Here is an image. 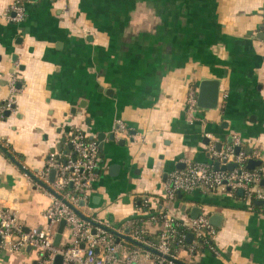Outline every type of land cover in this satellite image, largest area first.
Here are the masks:
<instances>
[{
    "label": "crops",
    "instance_id": "1",
    "mask_svg": "<svg viewBox=\"0 0 264 264\" xmlns=\"http://www.w3.org/2000/svg\"><path fill=\"white\" fill-rule=\"evenodd\" d=\"M12 3L0 0V142L16 162L0 149V204L24 231L45 227L52 203L33 176L70 154L65 138L81 131L97 144L105 136L82 216L139 219L156 236L161 225L144 221L148 198L181 224L208 217L215 237L186 239L184 264H264V204L242 191L165 196L187 162L214 164L212 145L239 139L264 168V0H27L22 23L11 20ZM205 81L216 107L198 106L191 121L189 91L198 99ZM36 259L0 243V264Z\"/></svg>",
    "mask_w": 264,
    "mask_h": 264
},
{
    "label": "built area",
    "instance_id": "2",
    "mask_svg": "<svg viewBox=\"0 0 264 264\" xmlns=\"http://www.w3.org/2000/svg\"><path fill=\"white\" fill-rule=\"evenodd\" d=\"M26 1L13 0L10 8L13 22L22 23L26 19ZM11 91L16 92L15 80ZM15 103V97L12 96L6 110L14 112ZM197 112V92L191 89L187 97L189 120H196ZM120 128L123 133L128 131L123 124ZM65 139L67 145L71 146V153L63 160H60L59 154L52 155L46 168L33 176L36 186L52 200L45 212L47 225L24 231L14 214L0 204L2 248L16 253L30 248L36 254L35 264H55L58 257L62 258L61 264H184L179 258V251L185 248L187 235H179L176 222L168 215H161L164 222L159 227L158 236L149 238L148 230L139 229L137 222L118 226L101 217L86 218L79 213L82 203L87 207L93 196L100 167L99 146L81 131L70 132ZM240 147L239 139L226 149L219 150L212 145L209 153L214 164H236V167L233 170L216 171L214 164L189 161L184 170L171 175L165 196L174 200L178 192L189 194L199 189L209 192L242 191L247 199L264 203V168H246L249 161L261 160L263 156L258 150L251 153L240 150L237 153ZM53 170L56 171V177L51 181L50 173ZM150 204L151 200L146 198L144 208ZM152 220L156 218L152 216ZM62 222L66 226L60 245L55 246ZM149 223L157 225L156 222ZM181 226L191 230L199 240L210 241L216 235L206 215L184 222ZM175 244L177 248H174Z\"/></svg>",
    "mask_w": 264,
    "mask_h": 264
},
{
    "label": "water",
    "instance_id": "3",
    "mask_svg": "<svg viewBox=\"0 0 264 264\" xmlns=\"http://www.w3.org/2000/svg\"><path fill=\"white\" fill-rule=\"evenodd\" d=\"M210 83L209 82H203L202 84V88L200 90V94H199V98H198V106H201V107H207V108H215L216 107V104H217V96L214 97L213 99V102L211 104H208V99L206 98V90H207V86H209ZM211 101V100H210ZM118 130V129H117ZM105 136L104 135H101L99 136L98 140V144L100 146V148L102 147V141L104 140ZM236 152L238 153L239 152V148H237ZM262 165V161L258 160V161H255V160H251L248 162V165H247V168L250 169V170H253L255 169L256 167H259ZM214 167H215V170L218 171V170H233L235 167H236V164H228V165H221L219 162H215L214 164ZM55 176H56V171L53 170L51 172V181H54L55 179ZM262 185H264V182H262ZM258 204H261L263 205L264 203L259 201L257 202ZM82 206H84V204L82 203ZM65 226H66V223L65 222H62L59 226V229H58V233H57V236L55 238V246H59L60 245V242H61V239H62V234L64 232V229H65ZM194 235L192 233H190L188 235V241L191 242L192 239H193ZM2 242V238L0 236V243ZM62 263V258L61 257H58L57 260H56V263L55 264H61Z\"/></svg>",
    "mask_w": 264,
    "mask_h": 264
},
{
    "label": "trees",
    "instance_id": "4",
    "mask_svg": "<svg viewBox=\"0 0 264 264\" xmlns=\"http://www.w3.org/2000/svg\"><path fill=\"white\" fill-rule=\"evenodd\" d=\"M0 149L4 152V154H5L9 159H11L12 161L16 162V160H15V158H14V153H12L8 148L4 147L1 143H0ZM60 160H63V158L61 157ZM262 167H263V166H260V167H258V169H261ZM246 168H247V166H246ZM252 202H253V204H254L256 201L253 199ZM152 206H153V203L150 204L149 207L144 208V210H145V214L148 215V217H145V220H144V221H150V219H151L152 216H153L154 218H156V224H157V225H161L162 222H164V220L161 218L160 214L158 215L157 213L154 212V210L152 209ZM137 220H138V221H137ZM137 220H136V222H137V226H138V228H139V229H144V228H145L144 223H146V222L139 221V219H137ZM133 222H135V221H133ZM181 225H182V224H181L180 222H176V225H175V226H176V229H177V231H178V233H179V235H182V234L187 235L188 230H187L186 228L182 227ZM158 234H159V232H158ZM158 234H156V236H158ZM156 236H155V235H151V234L148 235L149 238H155ZM209 240H210V239H209ZM184 244H185V245H188V243H187L186 240H185V243H184ZM177 247H178V245L175 244V245H174V248H177Z\"/></svg>",
    "mask_w": 264,
    "mask_h": 264
},
{
    "label": "rangeland",
    "instance_id": "5",
    "mask_svg": "<svg viewBox=\"0 0 264 264\" xmlns=\"http://www.w3.org/2000/svg\"><path fill=\"white\" fill-rule=\"evenodd\" d=\"M55 229H57V226L55 227Z\"/></svg>",
    "mask_w": 264,
    "mask_h": 264
}]
</instances>
